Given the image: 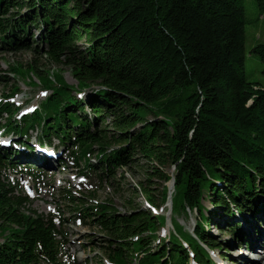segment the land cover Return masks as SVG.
<instances>
[{
  "label": "trees",
  "instance_id": "16d2710c",
  "mask_svg": "<svg viewBox=\"0 0 264 264\" xmlns=\"http://www.w3.org/2000/svg\"><path fill=\"white\" fill-rule=\"evenodd\" d=\"M245 27L244 0H0V63L6 52L32 50L71 66L77 80L10 66L17 76L37 73L52 93L29 112L0 104V129L18 137L17 146L0 143V264H65V219L31 208L7 174L36 148L34 133L41 145L55 138L71 145L90 183L114 186L126 178L122 168L147 165L153 177L134 192L156 208L169 201L174 179L172 211L195 215L196 225L173 216L164 238L166 215L132 200L120 211L61 190L74 218L106 234L113 264H216L211 252L223 246L211 224L254 245L239 218L264 215V86L246 78ZM251 51L264 61V41ZM12 88L10 96L18 95L20 87ZM85 89L86 99L73 93Z\"/></svg>",
  "mask_w": 264,
  "mask_h": 264
},
{
  "label": "rangeland",
  "instance_id": "374dc122",
  "mask_svg": "<svg viewBox=\"0 0 264 264\" xmlns=\"http://www.w3.org/2000/svg\"><path fill=\"white\" fill-rule=\"evenodd\" d=\"M244 6L246 19V78L250 82L264 86V61L251 51L256 44L264 41V11L260 9L257 0H244ZM85 42V39H83L82 44H85ZM0 64V74L7 76L6 80L0 81V104L4 100H9L14 102L16 106H21V112H29L34 106L40 105L52 93V90L44 87L41 82L42 78L37 73L29 72L28 74L31 78L17 76L10 70L11 65H22L24 71H27L29 66H34L40 75L51 78L54 82L57 76H61L66 83L74 86L77 84L71 66L59 63L46 55L35 53L32 50L6 52L3 54ZM14 85H18L21 90L18 95L11 97L10 92ZM87 91L89 89H85V91L74 90L73 93L86 99ZM85 99L83 100L85 101ZM86 111L89 115L93 113L89 107H86ZM14 117L17 119L21 118V116L17 115H14ZM1 131L0 129V133ZM6 136L10 137L11 140H14V138L16 140L17 137L11 134ZM52 145L60 151L59 157L56 158L57 160L52 161L46 158L47 160H43L42 164L37 162L27 163V156L23 154L17 159L18 162L21 161L17 170H9L7 174L17 187L18 193L23 192L30 197L31 204L29 206L31 208L43 214L56 213L62 215L65 219L63 228L68 240L63 254L65 264H113L108 257L106 249L108 245L106 234L93 225H86L82 220L80 221L73 217V203L66 202V197H62L63 193L61 190L65 188L75 195H84L88 203L107 202L120 211H126L128 200H132L136 206L139 204L141 207L149 208L155 213L166 215L168 220L165 230L159 232L161 238L166 237L173 229L171 222L173 216H176L186 228L193 230L195 227V215L188 218L184 212L180 214L173 213L172 197L175 195V190L171 181L168 183L170 188L169 201L161 202V208L150 206L144 196H139L134 192V187L138 186L140 180L153 177L146 173L147 165L122 168L121 172H125L126 178H120L114 186L101 180H95L90 183L91 179H85L79 174L84 161L77 162L74 160L71 155V145H62L57 138L54 139ZM46 150H50V148ZM95 155L96 153L91 155L92 161L96 160ZM60 158L68 159V165L62 166L59 161ZM139 162L147 163L146 160L143 161L140 158ZM171 171H173V168H171ZM157 181L154 177V188L160 194L162 186L156 184L159 183ZM171 187H173L172 195ZM204 203L207 208L213 209V205L208 200H204ZM219 214L215 215L214 219L223 222L225 219ZM196 216H198V212ZM244 217L247 218H239L242 231L247 233L248 236L252 235L257 245L263 246L264 222L262 219L264 220V215L255 218L250 214H246ZM227 228L230 227L227 225L216 226L214 224L209 226L210 232L216 236L223 246L221 251L215 249L211 252L216 264H264V246L253 251V245L242 244L243 242L240 239L226 231ZM3 238V236H0V241H3Z\"/></svg>",
  "mask_w": 264,
  "mask_h": 264
},
{
  "label": "bare ground",
  "instance_id": "6f19581e",
  "mask_svg": "<svg viewBox=\"0 0 264 264\" xmlns=\"http://www.w3.org/2000/svg\"><path fill=\"white\" fill-rule=\"evenodd\" d=\"M18 152V151H17ZM37 154H40L41 156H42V154H41V152H39V150L37 149V147L33 150V152L31 153V155H30V157H29V159H33V160H35V161H37V162H39V163H41L42 162V157L40 156V155H38L37 156ZM50 160H57V159H50ZM51 167V166H50ZM173 194V187H171V195ZM172 197V196H171ZM252 238H253V236H252ZM264 246V245H263ZM262 245H257V243L255 242L254 243V245H253V251L254 250H257V248H262L263 247ZM248 264H251V263H248Z\"/></svg>",
  "mask_w": 264,
  "mask_h": 264
},
{
  "label": "water",
  "instance_id": "95a60500",
  "mask_svg": "<svg viewBox=\"0 0 264 264\" xmlns=\"http://www.w3.org/2000/svg\"><path fill=\"white\" fill-rule=\"evenodd\" d=\"M171 182L174 184V179H172ZM169 196H170V190H169Z\"/></svg>",
  "mask_w": 264,
  "mask_h": 264
}]
</instances>
